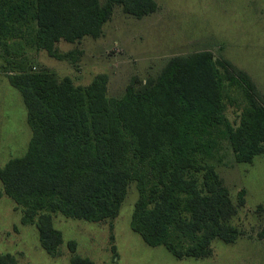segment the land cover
I'll list each match as a JSON object with an SVG mask.
<instances>
[{
  "label": "trees",
  "instance_id": "trees-1",
  "mask_svg": "<svg viewBox=\"0 0 264 264\" xmlns=\"http://www.w3.org/2000/svg\"><path fill=\"white\" fill-rule=\"evenodd\" d=\"M115 5L137 19L157 9L156 0H0L4 53L17 59L30 45L61 60L55 45L99 38ZM15 62L3 72L21 95L31 137L25 154L0 168V182L22 208V222L36 225L47 254L56 255L63 242L52 214L114 219L132 183L138 197L130 227L147 246L199 260L215 240L236 242L229 221L237 211L210 161L222 142L236 163L264 155V98L246 73L196 52L168 59L157 77H134L121 97L109 98L105 74L75 86ZM232 87L247 102L235 124L225 114ZM76 246L68 243L72 253ZM0 264L17 262L0 253ZM69 264L94 263L74 255Z\"/></svg>",
  "mask_w": 264,
  "mask_h": 264
},
{
  "label": "rangeland",
  "instance_id": "rangeland-1",
  "mask_svg": "<svg viewBox=\"0 0 264 264\" xmlns=\"http://www.w3.org/2000/svg\"><path fill=\"white\" fill-rule=\"evenodd\" d=\"M104 2V0H101ZM154 13L137 19L113 7L102 35L77 43L60 41L57 60L45 51L26 45L24 55L13 59L4 53L0 35V168L25 154L31 137L20 93L3 72L15 60L29 71L46 70L58 80L68 77L75 86H87L99 74L108 77L107 96L121 97L136 77L155 78L175 56L211 52L246 73L264 98V0H156ZM226 117L237 123L247 105L241 89H227ZM229 192L236 215L229 225L237 229L234 244L215 240L204 259L173 257L163 247H149L133 232L130 221L138 193L130 184L117 217L99 223L52 214L54 228L62 234L56 255L40 246L34 223L22 222L23 210L3 193L0 182V253L17 264H69L74 255L94 264H264V155L251 164L236 163L225 142L210 161ZM243 202V203H242ZM76 243L72 253L68 243Z\"/></svg>",
  "mask_w": 264,
  "mask_h": 264
}]
</instances>
